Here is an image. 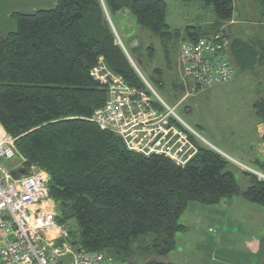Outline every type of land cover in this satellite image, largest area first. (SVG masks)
Listing matches in <instances>:
<instances>
[{
	"label": "trees",
	"instance_id": "16d2710c",
	"mask_svg": "<svg viewBox=\"0 0 264 264\" xmlns=\"http://www.w3.org/2000/svg\"><path fill=\"white\" fill-rule=\"evenodd\" d=\"M195 1L212 7L213 28L233 16V0ZM124 9L165 44L182 34L222 33L170 30L163 0H56L50 9L15 12L16 30L0 37V126L15 138L20 166L48 174L57 222L86 252L103 253L113 264H175L167 256L185 229L178 219L189 202L211 205L241 196L264 207V179L247 172L253 181L241 192L230 162L212 148L194 142L195 153L181 165L130 151L117 134L89 120L107 100L90 74L100 57L129 86H144L106 26L105 10L112 18ZM229 40L233 63L261 64L259 40ZM252 107L264 123V98ZM260 167L264 172V163Z\"/></svg>",
	"mask_w": 264,
	"mask_h": 264
},
{
	"label": "rangeland",
	"instance_id": "374dc122",
	"mask_svg": "<svg viewBox=\"0 0 264 264\" xmlns=\"http://www.w3.org/2000/svg\"><path fill=\"white\" fill-rule=\"evenodd\" d=\"M163 1L166 4L165 22L171 29L182 32L185 27L194 26L190 28L192 33L208 35L214 32L215 28L209 23L215 22L217 18L211 6L195 0ZM233 2L234 13L231 20L235 22L231 25L232 30L223 29V33L227 32L230 38L239 36L250 41L264 38V29L261 27L264 26V0L263 4L262 0ZM55 5L56 0H0V36L16 30L15 21L11 17L13 13H33L40 9L53 8ZM105 15L113 23L111 30L116 42L124 47L137 70L154 86L157 95L172 107L173 101L168 97L172 91L170 79H177L178 74L180 76L177 49L181 36L178 40L173 39L165 44L157 36L140 27L127 9L116 12L112 18L105 10ZM164 48L168 49L167 57ZM261 57V64L255 67L253 72L240 71L241 69L230 60L235 68L234 77L230 81L208 87H197L186 78L188 82L179 77V81L185 86V93L188 94L175 107L180 125L184 126V120L197 135H206L201 130L205 128L212 134V143L231 155H236L235 152L239 154L242 150L258 161H264V156L260 153V145L263 142L260 134L264 132V123L261 122L262 129L259 133L260 121L255 117L252 107L254 101L264 98V55ZM128 61L130 62L129 59ZM131 66L133 68V65ZM155 69H159L161 75L154 73ZM133 70L136 72V69ZM154 78L164 80L161 88L152 83ZM183 130L187 131L184 127ZM196 134L194 135L197 136ZM218 136L224 138L227 145L235 147V152L230 147H224L223 143L216 139ZM227 157L225 158L230 162L228 168L241 192L253 181L252 176L247 174L249 171L243 166L264 175L259 164L251 162L246 156H236L238 164ZM18 165H21V159L14 155L11 160L4 162L3 167L11 171ZM256 177L262 179L258 175ZM230 201L232 203L229 204ZM230 201L224 199L211 205L189 202L178 219V223L185 229L176 233L175 247L167 259L175 264H236L242 260L255 264L254 262L264 258V250L260 246L251 249L253 242L249 240L258 237L264 229V207L252 204L262 210L257 213L241 204L244 202L251 205L241 196ZM245 211L249 217L242 214ZM222 235L223 241L220 240ZM219 241V249L223 252L218 254L230 256L232 262L226 263L225 260L223 263V259L213 258ZM256 252L258 256H255Z\"/></svg>",
	"mask_w": 264,
	"mask_h": 264
},
{
	"label": "built area",
	"instance_id": "2783aa9c",
	"mask_svg": "<svg viewBox=\"0 0 264 264\" xmlns=\"http://www.w3.org/2000/svg\"><path fill=\"white\" fill-rule=\"evenodd\" d=\"M229 45V38L222 33L184 39L179 45L184 78L197 87L231 80L235 68L228 58ZM90 74L107 93L106 102L94 110L90 121L117 134L130 151L166 156L179 164L185 162L177 156L180 147L173 150L175 143L167 146L176 135L189 143L178 127L180 118L175 106L167 105L141 74L145 89L129 86L108 69L102 57ZM186 129L196 134L191 128ZM14 155L15 138L0 126V264H113L103 253L86 252L71 237L68 226L57 222L55 203L47 188L49 177L44 170L31 167L30 175L13 176V171L22 168L20 165L11 171L4 169V162ZM34 168L38 171L33 172Z\"/></svg>",
	"mask_w": 264,
	"mask_h": 264
},
{
	"label": "crops",
	"instance_id": "0c3cea01",
	"mask_svg": "<svg viewBox=\"0 0 264 264\" xmlns=\"http://www.w3.org/2000/svg\"><path fill=\"white\" fill-rule=\"evenodd\" d=\"M262 13H264V11L262 12ZM232 19V18H231ZM235 21H233V20H229V22L227 21V22H223L219 27H216L214 30H218V31H221L222 33H223V29H225V30H232V27H231V25H232V23H234ZM215 22H211V23H209V25L210 26H213V24H214ZM228 23H230V24H228ZM261 23V22H260ZM111 24H112V26H113V23L111 22ZM169 27V26H168ZM263 29H264V26H261ZM185 28H194V26H189V27H185ZM169 29L170 30H172V31H176V29H171L170 27H169ZM191 32V31H190ZM182 33H183V31H182ZM229 33V32H228ZM8 34V33H7ZM6 34V35H7ZM197 34V33H196ZM226 35H227V32L225 33ZM6 35H4V36H0V37H5ZM228 37L230 38V36L228 35ZM236 37H239V36H236ZM180 38V37H179ZM178 38V39H179ZM233 38V37H232ZM239 38H242V39H244V40H248L247 38H243V37H239ZM184 39H186V37L184 36V34H182L181 35V41L178 43V49H177V64H178V67L180 66L179 65V45H180V43L184 40ZM187 39H189V38H187ZM256 40H259V42H260V45L259 46H262L261 48H264V38H256ZM249 41V40H248ZM118 44V43H117ZM261 51L264 53V49H261ZM263 53H260V54H262V55H264ZM260 54H257L256 55V57L258 58V57H261L262 55H260ZM130 57V56H129ZM228 58L230 59V58H232V56H231V52H230V45H229V49H228ZM231 60V59H230ZM264 61V60H263ZM168 62V60L166 59V63ZM168 65L167 66H169V62L167 63ZM237 64V63H236ZM132 65V64H131ZM237 66L241 69L240 71H249V72H253L254 71V69H255V67H257V66H259L258 64H256L255 66H254V68H252V69H248V68H244V65H243V63L241 62H239L238 64H237ZM237 66H236V68H237ZM134 69V68H133ZM179 71H180V76H179V74H178V76H177V79H170L171 81H170V84H171V88H172V91H170L169 92V95H168V97H169V99H171L172 101H173V105L172 106H178L183 100H184V98H185V96H187L188 94L187 93H185V89H184V84H182L180 81H179V77H182V79H183V81L184 82H188L185 78H184V76H183V74H182V71H181V68L179 69ZM136 73H137V75H138V77L141 79V81L143 82V84H144V81H143V79H142V77H141V75L143 76V74H141L140 72H139V70L138 71H136ZM154 73H156L155 72V70H154ZM139 74H141V75H139ZM158 74V73H157ZM143 78L146 80V78L143 76ZM147 82H148V80H146ZM155 81H160L161 82V87L163 86V83H164V80L163 79H153L152 80V83L155 85ZM230 81V80H229ZM149 83V82H148ZM150 84V83H149ZM156 86V85H155ZM145 84H144V86H143V88L142 89H145ZM151 87L152 88H154V86H152L151 85ZM158 87V86H157ZM161 87H158V88H161ZM155 91V90H154ZM160 97V96H159ZM161 98V97H160ZM162 99V98H161ZM163 100V99H162ZM164 101V100H163ZM165 102V101H164ZM166 103V102H165ZM168 105V104H167ZM162 110V109H161ZM256 117V116H255ZM183 122H184V124H186L185 126H181L180 124L178 125V127H179V129L182 131V132H184L185 130H183V127L184 128H190V126H189V124L187 123V122H185L184 120H183ZM201 128V127H200ZM258 128H259V133H261V129H262V123L261 122H259L258 123ZM187 130V129H186ZM201 130H203L204 131V133L206 134V135H197V136H195L194 134H192V133H190V132H188V130L187 131H185V133L187 134V138H188V140H189V143H186L184 140H182L181 138H179L177 135L176 136H173L172 137V139L168 142V144H167V146H172V144L173 143H175V145L173 146V150H175V149H177V148H179L178 150H177V156L181 159V161H183V160H185V162H187V160H189L190 158H191V156L195 153V145H194V142H196V143H199V144H201V145H204V146H206V147H209V148H212L213 150H215V151H217L219 154H221L222 156H224V157H227V156H229V157H227V158H230L231 160H234L235 162H238V160H237V157L236 156H242V157H245L246 156V158H248V160H250L251 162H253V163H257V164H259V166L261 165V164H263L264 163V161H262V162H260V161H258L256 158H253V157H251L249 154H247L246 152H244V151H242V150H240L241 152L239 153V154H237L234 150H235V147H233L231 144H226L227 142H225V139L224 138H222L221 136H218V138H216L218 141H221V143H223V146L224 147H230L234 152H235V154L236 155H231V154H229V153H227V152H225V151H223L220 147H218V146H216L214 143H212V141L211 140H213V137H212V134L208 131V130H206L205 128H201ZM263 134H264V132H263ZM263 134H260V137H261V139H262V137H263ZM263 141V140H262ZM263 144V145H262ZM192 145H193V147H192ZM261 147H260V153H261V155L262 156H264V142H262L261 143V145H260ZM224 153H223V152ZM184 162V163H185ZM183 163V164H184ZM239 163V162H238ZM241 164V163H240ZM182 165V164H181ZM231 200V199H230ZM230 200H228V201H230ZM220 203V202H219ZM229 204L230 203H232L231 201L230 202H228ZM241 204L243 205V206H245V207H247V209H252V210H255L257 213H259V211H262V210H260V208H257V207H255V206H252V204L251 205H247V204H245L244 202H241ZM257 209V210H256ZM247 211V210H246ZM244 212V213H242V214H244V215H246L247 217H249L248 215V212ZM220 240L221 241H223V235L221 236V238H220ZM250 240V242L252 243L253 242V244L250 246V248L252 249V248H258V246H260V248L261 249H263L264 250V229H262V231H261V233H260V235L258 236V237H256V238H251V239H249ZM221 241H219L218 242V244L216 245V249L214 250L215 251V255H213V258H220L221 260L223 259V263H225L224 261L226 260V263H230V262H232L233 260H231V257L230 256H227V255H225L224 256V254H221V255H219L218 253H220V249H219V247H220V242ZM243 247L244 248H247L245 245H243ZM224 250V249H223ZM253 250H255V249H253ZM225 251V250H224ZM221 252H223V251H221ZM260 253V252H259ZM218 254V255H217ZM255 256H258L257 255V252L255 253ZM168 261H170L169 259H167ZM171 262V261H170ZM234 262H236V261H234ZM255 264H264V258H261V260H257L256 262H254ZM236 264H251L250 262L248 263V261H246V260H242V262L241 263H239L238 261L236 262Z\"/></svg>",
	"mask_w": 264,
	"mask_h": 264
},
{
	"label": "water",
	"instance_id": "95a60500",
	"mask_svg": "<svg viewBox=\"0 0 264 264\" xmlns=\"http://www.w3.org/2000/svg\"><path fill=\"white\" fill-rule=\"evenodd\" d=\"M106 20H107L106 26H109L111 28L112 27V24H111V22L109 20V17H108V19L106 18ZM112 29H113V27H112ZM120 47L123 50V52L126 54V56L128 57V59L130 60L131 64L133 65V68L136 69L135 64L133 63V61L129 57L127 51L124 49V47L121 44H120ZM136 71H138V70L136 69ZM32 171L33 172H37L38 171V168H34ZM30 174H31V172L28 171V170H26V169H24V168H20V169H18L16 171H13L12 172V175L13 176L14 175H21L22 176V175H30ZM72 244L73 245L76 244V241H73Z\"/></svg>",
	"mask_w": 264,
	"mask_h": 264
},
{
	"label": "bare ground",
	"instance_id": "6f19581e",
	"mask_svg": "<svg viewBox=\"0 0 264 264\" xmlns=\"http://www.w3.org/2000/svg\"><path fill=\"white\" fill-rule=\"evenodd\" d=\"M259 176H261L260 174H258Z\"/></svg>",
	"mask_w": 264,
	"mask_h": 264
},
{
	"label": "clouds",
	"instance_id": "9594fccd",
	"mask_svg": "<svg viewBox=\"0 0 264 264\" xmlns=\"http://www.w3.org/2000/svg\"><path fill=\"white\" fill-rule=\"evenodd\" d=\"M119 45V44H118Z\"/></svg>",
	"mask_w": 264,
	"mask_h": 264
}]
</instances>
